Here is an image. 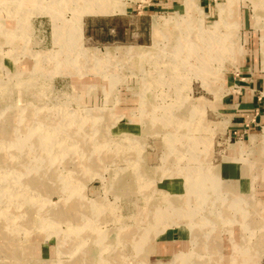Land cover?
I'll list each match as a JSON object with an SVG mask.
<instances>
[{"label":"rangeland","instance_id":"1","mask_svg":"<svg viewBox=\"0 0 264 264\" xmlns=\"http://www.w3.org/2000/svg\"><path fill=\"white\" fill-rule=\"evenodd\" d=\"M101 2L0 0V112L16 115L0 135L12 127L23 139L13 132L21 121L57 135L28 169L13 172L21 160L0 155L1 232L14 210L33 227L16 237L26 254L4 244L0 264H264V108L236 115L250 88L264 102L262 2L110 0L96 11ZM69 31L80 48L112 56L96 64L71 44L61 50L67 35L57 34ZM129 48L145 56L122 58ZM68 145L77 152L63 168L52 158ZM56 171L71 175L73 191L61 193ZM35 198L81 219L76 243L44 234L40 215L24 209ZM46 220L61 233L74 227ZM140 230L152 238L132 243Z\"/></svg>","mask_w":264,"mask_h":264},{"label":"bare ground","instance_id":"2","mask_svg":"<svg viewBox=\"0 0 264 264\" xmlns=\"http://www.w3.org/2000/svg\"><path fill=\"white\" fill-rule=\"evenodd\" d=\"M109 1L110 0H102V2L100 3V5L97 7V10L96 11L103 12V11L110 10L111 8L108 7L109 6ZM260 2H262L261 3L262 4V7H264V0H260ZM61 34L64 35V36L67 35L66 39L60 40V41L58 40L57 41L59 45H62L61 50H64V51L67 50L68 51L69 50V47L68 48H64V47L70 46V44H71V46H72L71 49L72 50H77L78 53L81 56L80 58L86 60L89 63L92 62V61H95V63L98 64L99 61H100V59H101V57L103 56V53H104V56L106 58L112 56L109 51H105V52H101V53L97 51L96 53H91L90 50H84V49L80 48V44H79V42L77 40L76 41H74V40L71 41V39L69 38L70 37V34H71L70 31L68 33H61L60 32L57 35H61ZM122 54H123V55H121L122 58H136V57L143 58L145 56V53L143 51H140L139 50L137 52H135V51L132 52L130 48L129 49H122ZM40 55H41V51H39V55L37 57L38 59H39V56ZM90 55H94L95 57H90ZM36 61H38V60H36ZM73 67H75V66L73 65ZM25 87H26V85H25ZM5 91H7V90H5ZM8 92H10V91H8ZM16 99H17V97H16ZM64 104H65V102H64ZM7 110H8V108H7ZM7 110L6 111H3V112H0V126L1 125H11L13 118L16 116L14 113L7 112ZM39 112L40 111H38L36 114L38 115ZM62 113H63L62 116H64L65 115L64 114L65 112H62ZM37 115H36V117H39V115L38 116ZM61 122H62V120H60V116H58L56 118V120L53 122V124L55 126V125L61 124ZM82 122H83V124L85 123V121H83V120H82ZM18 123L22 127L21 128L13 129V132H15V134H16V133H20V132L23 131V134H24V138L23 139H21V140L15 139V136L12 135V127L8 129L7 134H5L3 136L0 135V145H3L2 144V141L7 142V150H5V151L4 150H0V155H4L5 156V152H8L9 155H12L11 156L12 158L13 157L14 158L17 157L18 160L19 159L21 160V162H19V163L16 162L14 164V166L12 168L13 172L22 171V170H20L21 167H25L26 169H28V167L31 166L30 164L27 165L28 163H32V162L33 163H38L40 159H41V161H44L45 158H48L49 156L46 157L45 155L48 154V149L49 148H51V149L53 148V146H52L53 145V139L57 136V135H55L56 132L50 133L49 131H47L45 134H44V132H42L43 133L42 134V133H40V131H36V128L27 127L26 125L28 124V122L27 123H24L23 121H21V122H18ZM44 123L45 122H42V124H44ZM68 123L71 124V125L73 123H74V125H78V124L80 125L81 124V121H78V120L72 118L71 120L69 119V122ZM23 126H24V128H23ZM18 131H20V132H18ZM56 131H59V129L56 130ZM59 133H61V132H59ZM76 138L79 139L81 141V143L84 142V140L82 141V139H80L78 136ZM64 142H66V141H64ZM64 142H62V143H64ZM61 145H60V147H62ZM66 149L61 150V151L58 150L57 151L58 154L54 155V157L52 158V161L53 162H55L56 160H61V158H62V160L60 162V165L63 168L66 167L69 164L68 162H71V161H73L75 159L76 152H77L76 149L72 148L70 145H68ZM86 156L87 157H91L92 156V153L89 154V155L87 154ZM59 157H61V158H59ZM79 161H80V164L81 165H85V163H86L85 162V157L84 158H80ZM86 164H89V163H86ZM93 167H94L93 164H90L87 167V170L88 171L93 170ZM57 172L58 171H56V173ZM23 175L25 176V174H23ZM57 175H59V172H58ZM59 178L61 179V183H60V179H58L59 180V183H60L59 184V188L62 191L61 193H67L69 191H73L74 186L72 188V185L75 184V181H74V179H72L71 175H67V176H64V177H60V175H59ZM202 180H206V178L205 179L202 178ZM219 180L220 179L218 177H215V182L216 181L218 182ZM39 187H41L40 184L39 185H36V187L35 186L34 187L32 186L31 189H30V191L35 193V191H37L39 189ZM28 190H29V188H28ZM35 199H36V203H35L34 206H32V207L31 206H29V207H26L25 206L26 208H24V209H26L27 212L33 211V212L38 213V215H40V217H39L40 218L39 224L41 226L45 227V228H43V229H45V233L44 234L47 235V236H49L51 234H55L56 237H57V242L58 243H61L62 241H64V239L65 240L66 239H70L72 241L75 240V243H76V241L79 240V238L82 236V233L80 231H77L79 228L78 229H75L76 223L77 222L80 223L79 221L81 219L76 218L75 215H74V217H71L70 216L72 219H69L70 217L67 218L68 217V213L65 212V211H62L61 208L59 210H57V212H55L52 209H50V206L44 200H42L40 198H35ZM66 202H67V204L65 206L67 208H69V207L75 208V205H76L75 199H72V200L68 199ZM91 203L93 205H96L97 203H99V198H94L91 201ZM24 209L22 211H24ZM22 213H26V212L25 211L24 212H19L17 210H14V211L11 212V216H10V219L8 221L9 228H6L3 233L1 232L3 230L2 227H1V224H2V220L5 219V214L0 217V219H1L0 220V227H1L0 228V239L3 240V243H0V248L4 244L7 247L8 246H11L12 249H15L16 250V252H15L14 255H21V256L25 255L26 254L25 251H27V248L30 249L31 246L30 247H27V248L26 247L25 248H22L20 246V242L17 241V238L16 237L18 236V233L19 232H23L26 236H28L30 234V231H31V233L33 232V230H32L33 227L30 228L29 221H27L26 220V217L24 216L26 214H22ZM46 214L47 215H50V217H55V220L54 221H57V222H71L72 223L71 225H74V227H70L66 232H63V233L58 232L57 230L56 231H53L52 230V228H53L52 221L50 220L48 222V220H46V216H47ZM149 220H151V218ZM168 220L169 219L166 218V217L165 218H161L159 220V224L160 223H165V222H166V224H168L167 223ZM153 222L155 223V220L154 219L151 220V222L149 224L155 225ZM94 231L97 232L96 229H94ZM147 231L148 230H144V231L140 230L138 232V235L135 238L134 237H131V242L132 243L133 242L135 243V239H136V240L139 241V244H140L141 241H142V238H145L146 236H150V235L152 236V233L149 234ZM52 232H54V233H52ZM125 239H127V238H125ZM110 242H111V245L113 246V244L114 245L117 244L118 240L115 238L113 240H110ZM139 244H138V246H139ZM20 248H22V251L21 252H20ZM58 249H60V247H58ZM100 250L104 251L105 248L100 249ZM113 250L115 251V248H113ZM82 252H83L84 256H86V257H88L90 259V255L92 254L90 252V249H88L87 247L86 248H83L82 249ZM233 261H235V260L233 258H230L229 257V260H226V264H233ZM245 263L246 264H252V261H250V259H246L245 260ZM163 264H166V263L163 262Z\"/></svg>","mask_w":264,"mask_h":264},{"label":"crops","instance_id":"3","mask_svg":"<svg viewBox=\"0 0 264 264\" xmlns=\"http://www.w3.org/2000/svg\"><path fill=\"white\" fill-rule=\"evenodd\" d=\"M250 94L246 93L245 96L240 97L239 101V105H240V110L239 113H237L236 115L242 116L244 115L245 111H254V110H260L261 108H264V102L261 101V98L258 96H256L254 90H256V86L253 88H250ZM259 108V109H258ZM263 116V115H262ZM241 118H235V125L237 124H242L244 121L241 122V120H239ZM239 120V121H237Z\"/></svg>","mask_w":264,"mask_h":264}]
</instances>
